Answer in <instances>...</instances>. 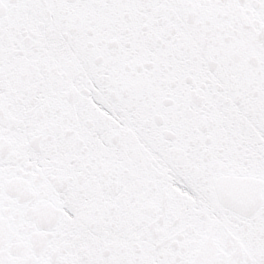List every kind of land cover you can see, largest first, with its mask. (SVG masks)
Segmentation results:
<instances>
[{
    "label": "snow or ice",
    "instance_id": "1",
    "mask_svg": "<svg viewBox=\"0 0 264 264\" xmlns=\"http://www.w3.org/2000/svg\"><path fill=\"white\" fill-rule=\"evenodd\" d=\"M0 264H264V0H0Z\"/></svg>",
    "mask_w": 264,
    "mask_h": 264
}]
</instances>
